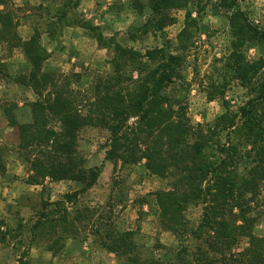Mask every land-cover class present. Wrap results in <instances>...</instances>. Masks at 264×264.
I'll return each mask as SVG.
<instances>
[{
  "label": "rangeland",
  "instance_id": "rangeland-1",
  "mask_svg": "<svg viewBox=\"0 0 264 264\" xmlns=\"http://www.w3.org/2000/svg\"><path fill=\"white\" fill-rule=\"evenodd\" d=\"M2 1L0 14L11 16L12 32L21 42L34 37L44 47L48 58L42 71L68 82L82 114L97 81L105 82L117 70L126 79L123 85L133 89L138 77L156 65L144 56L153 48L180 56V78L165 94L173 105L184 107L192 124L212 123L225 113L237 115L239 107L256 100L257 88L264 84V0H178L165 11L172 23L161 31L148 25L156 16L152 0ZM244 24L251 32L237 47ZM109 41L137 52L138 58L117 68L112 48L105 47ZM235 53L243 58L238 64L255 67L245 84L234 74ZM0 70L5 73L0 74V264H182L199 250L204 264H264V243L251 248L246 235L220 241L213 250L207 234L183 240L169 231L154 193L167 191L171 179L150 173L144 160H105L108 133L102 128L84 127L75 141L83 167L100 168L92 187L82 191L77 182L48 178L30 184L33 173L15 150L17 128L3 111L15 123L30 122L29 105L38 96L15 82L30 66L20 47L1 38ZM254 104L264 116V99ZM249 149L246 145L241 154ZM259 185L257 195L247 201L248 215L256 218L249 232L264 241V178ZM77 191L75 198L66 197ZM201 213V205L187 206L183 219L189 230L196 229ZM237 213L234 209L230 216L235 224L240 223ZM118 236L126 243H119Z\"/></svg>",
  "mask_w": 264,
  "mask_h": 264
},
{
  "label": "trees",
  "instance_id": "trees-1",
  "mask_svg": "<svg viewBox=\"0 0 264 264\" xmlns=\"http://www.w3.org/2000/svg\"><path fill=\"white\" fill-rule=\"evenodd\" d=\"M178 2L152 0L151 10L156 16L148 25L155 31L163 30L172 23L165 11ZM0 26L1 40L20 47L30 66L29 73L18 76L15 82L29 87L38 96L29 105L30 122L15 123L8 111H3L11 127L17 128L15 150L33 173L28 178L30 184L40 185V179L48 178L77 182L82 185V191L92 187L100 168L83 167L84 159L77 152L75 141L84 127L102 128L108 133L105 160L122 164L144 160L150 173L171 179L169 189L154 193V197L163 223L176 236L185 240L207 234L213 250L220 241L228 242L244 235L251 248L264 243L249 232L256 218L248 215L251 210L247 202L257 195L264 178V116L259 115L258 105L254 104L264 99V84L258 86L256 100L251 99L239 107L237 115L225 113L212 123L192 124L184 107L173 105L165 94L167 86L180 78V56L167 52L164 47L153 48L144 56L156 65L138 77L133 89L123 85L126 79L117 70L105 82L97 81L92 100L85 105L86 114H82L76 97L68 90V82L42 71V64L48 58L44 47L34 37L21 42L12 32L10 15L0 14ZM242 30L237 47L244 45L246 34L251 32L246 24ZM262 37L264 40V33ZM100 42L98 38V44ZM105 47L112 48L117 68L122 61L139 56L112 41ZM239 60L243 58L235 53L234 74L245 84L255 67L243 62L238 64ZM0 74L5 76L2 70ZM130 119L134 121L129 123ZM246 145L250 149L244 156L241 151ZM248 162H251L250 167L246 166ZM3 163L0 150V173L4 170ZM80 192L66 197L73 199ZM189 204L202 206L201 220L193 230L188 229L183 219ZM234 209L238 210L239 224L230 217ZM36 224H41V219ZM118 242L126 243L124 236H118ZM191 254L193 260L182 264H204L200 250Z\"/></svg>",
  "mask_w": 264,
  "mask_h": 264
}]
</instances>
